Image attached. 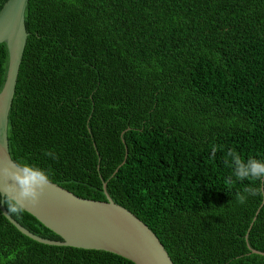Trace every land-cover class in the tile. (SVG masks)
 Returning a JSON list of instances; mask_svg holds the SVG:
<instances>
[{"label": "trees", "instance_id": "16d2710c", "mask_svg": "<svg viewBox=\"0 0 264 264\" xmlns=\"http://www.w3.org/2000/svg\"><path fill=\"white\" fill-rule=\"evenodd\" d=\"M24 24L12 160L80 198L103 200L105 182L173 264H264L248 249L264 252V201L243 192L264 179L237 180L224 163L229 148L264 160V0H27ZM6 67L3 42L0 90ZM0 264L134 263L37 243L0 212Z\"/></svg>", "mask_w": 264, "mask_h": 264}, {"label": "water", "instance_id": "95a60500", "mask_svg": "<svg viewBox=\"0 0 264 264\" xmlns=\"http://www.w3.org/2000/svg\"><path fill=\"white\" fill-rule=\"evenodd\" d=\"M3 3L0 9V43L5 42L7 67L5 81L0 90V166L12 162L7 149L6 124L17 84L21 55L27 40L24 24L27 0H5ZM102 189L105 195L103 200L80 198L49 180L39 203L35 207L28 206L25 212L60 239L41 237L25 229L7 213L2 200L0 212L17 231L40 244L102 250L134 264H173L154 233L132 212L111 200L105 182L102 183ZM263 201L264 196L261 203ZM248 249L251 253L264 256L262 251L249 246Z\"/></svg>", "mask_w": 264, "mask_h": 264}, {"label": "clouds", "instance_id": "9594fccd", "mask_svg": "<svg viewBox=\"0 0 264 264\" xmlns=\"http://www.w3.org/2000/svg\"><path fill=\"white\" fill-rule=\"evenodd\" d=\"M45 155L55 158L51 151H46ZM224 155L225 165L231 169L232 176L237 180L264 179V160L254 157L245 160L232 148L227 149ZM231 182L229 178V183ZM48 185L49 173L38 166L16 160L0 166V200L6 205L7 213L10 215L20 216L28 206L35 207ZM243 192L253 196H264V190L251 184L245 186ZM236 199L238 203H244L246 196L237 193Z\"/></svg>", "mask_w": 264, "mask_h": 264}]
</instances>
